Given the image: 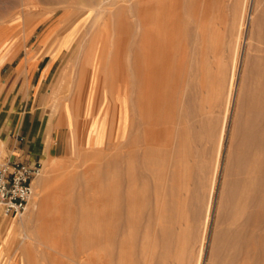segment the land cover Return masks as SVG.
<instances>
[{"label":"rangeland","instance_id":"374dc122","mask_svg":"<svg viewBox=\"0 0 264 264\" xmlns=\"http://www.w3.org/2000/svg\"><path fill=\"white\" fill-rule=\"evenodd\" d=\"M167 1L165 2L168 4L160 3L159 0H68L67 2L47 0L46 4L40 3L41 7L28 6L29 11L25 12L24 0H0V26L11 24L12 27L7 40L0 45V51L4 48L16 51L15 62L12 65L18 66L27 60L42 58L46 53L51 54L48 57L50 60L53 57L52 50L56 49L60 52L54 57V72L63 70V74L56 84V89H52L55 77L53 80L51 78L49 82L51 87L45 92L49 96L45 97V109L55 115L64 108L66 114L70 116L68 103L79 102L74 97L75 92H78L76 97H81L83 94L86 98L90 90L89 87L79 88V86H88L98 81L104 96L107 97L109 93L113 98L114 117L117 118L115 115L118 112V129L122 132V136L111 137L106 142L105 122L100 120L88 137L76 138L74 135V143H72L67 134L59 140L62 151L44 157L42 161L45 169L42 170V176L46 179L40 176L42 179L36 180L35 195L28 211H33L35 198L41 197L47 198L44 202L45 211L32 227L25 228L21 233V239L27 252L32 256L33 264H264V224L259 227L253 226L243 232L250 240L249 246L254 252L252 254L256 256L255 259L253 256L244 258L242 254L234 255L239 241L233 236L234 228L237 227L232 224L228 212L230 207L228 192L231 190L233 177L236 176L234 155L239 142L237 128L239 116L246 115L241 98H244L247 88L254 84V80L249 76L253 60L257 56H264V32L261 35L264 31V0L258 1V8L257 1L251 0ZM170 3L175 6L172 13L164 7L171 5ZM86 4L90 7L86 8ZM256 11L263 17L256 23L259 27L255 25V30H252V24H249L247 19L252 13L259 15ZM89 13V20L85 25L83 21ZM76 21L82 23L79 39L85 36L89 23L93 22L95 25L93 27L95 30L86 37V43L93 38L99 47V50L94 51L92 55L86 56L85 52L75 51L78 47L76 40H73L69 48L66 47L69 34L65 33ZM56 25L59 27L54 29V32L44 35L46 30ZM146 27L152 28L151 32L156 37H173L170 41L171 49L164 48L166 53L171 54L169 58L173 64V81L160 114L156 111L146 114L139 100L140 85L143 83L144 75L142 37ZM201 29H204L205 37L208 38L206 54L214 50L209 43L218 47L223 41V45L226 43L225 46L228 47L223 46L219 54V59L222 60L211 65V72L214 73L209 71L211 83L210 80L206 82L209 87L205 84L204 92H201L202 88L197 82L196 74L191 76L193 67L189 64L190 58H194V49L196 47L198 49L201 45L202 34L199 33ZM57 34L59 37L55 38ZM107 45L110 46L107 48ZM10 65L3 66V75L8 73ZM189 66L192 68L190 69ZM246 69L249 72H246V81L249 82V79L250 84L246 82L248 87L243 88L242 78ZM111 85H115L116 90L112 89ZM205 87L207 89H204ZM206 90L208 93L205 92ZM244 92L245 94L241 96ZM91 95L92 89L88 95L89 100ZM152 113L155 118L161 119L147 121L144 118L153 116ZM147 122L152 128H159L160 135L157 137L153 134L148 135ZM173 132L178 135L181 133L179 135L181 146L178 135H176L178 141L173 145L172 141L175 137ZM128 138L130 141L133 140V144L128 140L132 146L127 144ZM144 139L150 140L149 146L147 145L150 149L145 147L147 141L142 142ZM137 140L141 141L137 142ZM44 143L53 149L57 146V138L46 137ZM135 143L140 145L137 146ZM152 144L156 148H153ZM65 145L66 149H63L61 146ZM134 145L140 146L141 149L138 148L137 151L143 156H146L144 155L146 151H150L151 148L152 150L145 157L149 163L141 157L142 155L141 158L137 156L136 150L134 152L136 159L131 162L132 165L127 161V164L132 166L130 171L139 174V178H143L141 182L144 180L140 183L138 179L140 184L136 182V188H139V192L142 189L147 193L144 192L143 197H140L141 192L138 202L132 201L129 204L124 198V193L127 170L130 167L125 163L124 158L129 156L130 150L134 151ZM174 147H181L179 149L181 151ZM160 149L165 153H163L165 159H161L162 156L156 157ZM153 150H158L153 156L154 159L156 157V161L151 160L152 155L155 154L153 152L151 155ZM143 160L147 165L142 163ZM136 161H139V165L145 166L138 167ZM148 165L150 171L144 173L143 168ZM156 166L162 170L160 173L157 172ZM167 172L174 177H170ZM160 174L161 187L159 183L156 184L157 190L155 183L159 181L154 177ZM144 175L146 177L149 175V178L146 179ZM152 175L155 176L152 178L150 177ZM41 183L44 186H41ZM142 184L144 188L140 186ZM167 184L169 189L164 198L163 194L167 186L165 190L164 187ZM171 187L179 193L173 191ZM114 196L118 199V207L113 215ZM147 196L150 198H147L149 201L145 199ZM141 200L146 202L145 206ZM157 202L158 204L160 202L161 208L156 206ZM164 204L169 207H163ZM170 205L173 208H170ZM246 213L239 221L245 219ZM114 217L117 218V223L116 235L113 238ZM171 222H173V231L176 230L173 232L174 235L176 234V237L173 235L176 241L173 240L171 248L166 249L163 246L161 229L167 228V224ZM145 246H148V253H144ZM166 250H168L167 256H171H168L171 262L164 257L167 260V263H164L163 254ZM234 256L238 262L234 260Z\"/></svg>","mask_w":264,"mask_h":264},{"label":"bare ground","instance_id":"6f19581e","mask_svg":"<svg viewBox=\"0 0 264 264\" xmlns=\"http://www.w3.org/2000/svg\"><path fill=\"white\" fill-rule=\"evenodd\" d=\"M52 1V0H51ZM68 1V0H67ZM67 1H65L64 0V2H67ZM144 1H146V0H144ZM155 1V0H154ZM160 1V3L162 2L163 4H164V2L165 1H167V0H165L164 2L162 1V0H159ZM171 1V0H170ZM251 1H257V3H256V7L258 8V6H259V3H258V1L259 0H251ZM261 1V0H260ZM259 1V2H260ZM43 2H45L44 4H46V2H47V0H24V11L26 12L28 9H29V7H35V6H38L39 5V7H41L40 5V3H43ZM49 2H50V0H49ZM168 2V1H167ZM167 2H165L166 4H168ZM16 3V2H15ZM53 3V2H52ZM51 3V4H52ZM59 3V2H58ZM75 3V2H74ZM217 3V2H216ZM232 3V2H231ZM253 3H255V2H253ZM252 3V4H253ZM44 4H42V5H44ZM73 4V3H72ZM78 4V3H77ZM77 4H74V5H77ZM80 4V3H79ZM171 4V3H170ZM257 4H258V6H257ZM21 5V4H20ZM92 5V4H91ZM254 5V4H253ZM29 6V7H28ZM84 6V5H83ZM164 6V5H163ZM167 6V7H166ZM28 7V8H27ZM39 7H36V8H39ZM44 7V6H43ZM46 7H48V6H46ZM79 7H81V6H79ZM89 8L90 7V5H88V4H86V8ZM165 8H167V9H169L168 11L170 12V13H172L173 12V10H174V5L173 4H171V5H165L164 6ZM221 7V6H220ZM219 7V8H220ZM54 8V7H53ZM77 8V7H76ZM84 8V7H83ZM30 9H32V8H30ZM34 9V8H33ZM79 9H81V8H79ZM230 9H232V8H230ZM254 9V8H253ZM258 10V9H257ZM29 11V10H28ZM36 11H37V9H36ZM70 10H68V12H69ZM253 11V10H252ZM20 12V11H19ZM35 12V11H34ZM38 12H41V11H38ZM74 12V11H73ZM257 12V11H256ZM6 13V12H5ZM22 12H20V14H21ZM30 13H32V10H31V12ZM70 13H71V11H70ZM169 13V14H170ZM233 13V12H232ZM249 13V12H248ZM252 13V12H251ZM257 13H259V12H257ZM23 14V13H22ZM36 14V13H35ZM34 14V15H35ZM24 15V14H23ZM29 15H31V14H29ZM33 15V16H34ZM38 15V14H37ZM71 15H73V13L71 14ZM89 15H90V13L89 14H87V16H85V18H84V21H83V23H85V25L87 24V22H88V20H89ZM225 15V14H224ZM262 14H260L259 13V15H253V13L252 14H250V16H249V18L247 19V20H249V24H252L251 26L253 27L252 28V30H255L254 28H255V25L257 26V27H259L256 23H258V22H260L259 21V18H261L262 19V17H263V15L261 16ZM95 16V15H94ZM234 16V15H233ZM261 16V17H260ZM25 17V16H24ZM14 18V17H13ZM10 19V18H9ZM9 19H7V20H9ZM260 19V20H261ZM225 21V20H224ZM223 21V22H224ZM222 22V23H223ZM245 23V22H244ZM247 23V24H248ZM82 23L80 22V21H76L74 24H72L71 26H70V28L68 29V31L65 33V34H69L68 36H67V38H68V42L66 43V47L67 48H69V46H71L72 45V43H73V40H76V42H77V45H78V47L77 48H75L76 50L75 51H78V52H85V55L86 56H89L90 54L92 55L93 54V52L94 51H97V50H99V47H98V45H97V43H95V40L92 38V40L89 42V40H88V42L89 43H86L87 42V36L89 35V34H91L92 33V31H94L95 29H93V27H95V25L93 24V22L92 23H89L88 24V26H87V28H86V34H85V36H83L81 39H79V30H80V25H81ZM224 24V23H223ZM223 24L221 25V26H223ZM226 24V23H225ZM3 26V28H0V45H2L3 44V39L4 38H8V36H9V33H10V30H11V24H4V25H2ZM2 26H0V27H2ZM24 26V25H23ZM225 26V25H224ZM57 27H59V25H56L55 27H52L51 29H49V30H46L45 32H44V35H46L47 33H49V32H54V29H57ZM247 27V26H246ZM222 28V27H221ZM250 29V28H249ZM260 29V28H259ZM258 29V30H259ZM204 30V29H203ZM202 29L200 30V32L199 33H201L202 34V36H201V39H202V41H201V45L199 46V48L197 49V47L194 49V58H190L191 60H190V63L189 64H191L192 65V67H193V69H192V72H193V74L190 72V74H191V76L192 75H194L195 76V74H196V76L198 77V81L197 82H199L200 83V85L199 86H201L200 88H202L201 89V92L203 91V87H204V85L206 84V82L208 81V80H210V78H209V73L211 72V65L213 64V63H216V62H218V60H222V59H219V54H221V51L223 50V46H225L226 45V43H224V45H223V41H222V43H220V45L218 46V47H215L213 44H210L209 43V45H212V48H214V50L212 51L211 50V53H208V54H206V47H207V43H208V38H206L205 37V31H203ZM233 30V29H232ZM152 28H150V27H146L145 28V33H144V36L142 37V48H143V66H144V70H143V73H144V75H143V78H142V81H143V83L140 85V96H139V100H140V103L142 104V110H144L145 112H146V114H148V113H151V112H158L159 114H160V110L163 108V105H164V99H165V97H167L168 96V92L169 91H171V82L173 81V77H172V71H173V69H172V67H173V64H172V60H171V58H169V55L171 56V54H169V53H166L165 52V50H164V48H167V49H171V40H172V38L173 37H168V38H163L162 36H158V37H156V36H154V34H152ZM161 31H165V29H161ZM245 31V30H244ZM29 32V30L27 31V33ZM247 32V31H246ZM263 32L264 31H262V34L261 35H263ZM27 33H26V35H27ZM251 33V32H250ZM65 34L63 35V36H65ZM82 35H83V31H82ZM198 35V34H197ZM255 35H256V33H255ZM62 36V37H63ZM225 36V35H224ZM234 36V35H233ZM246 36V35H245ZM59 37V34H57V35H55V38H58ZM263 37H264V35H263ZM224 38V37H223ZM222 38V40H224ZM91 39V38H90ZM164 40V41H163ZM263 40V39H262ZM112 41H114V40H112ZM162 42V43H161ZM253 42V41H252ZM112 44H114L113 42H111ZM249 43V42H248ZM115 45V44H114ZM227 45H229V44H227ZM108 46H110V45H107V48H108ZM225 47H227V46H225ZM228 48V47H227ZM227 48H225V50L227 49ZM264 48V47H263ZM111 49H113V48H111ZM106 50V49H105ZM229 50V49H228ZM241 50V49H240ZM224 52V51H223ZM226 52H227V50H226ZM225 54V53H224ZM221 57V56H220ZM225 57V56H224ZM223 58V57H222ZM254 60H255V63H254ZM253 60V63H252V65L254 66H252L251 68V70H250V73L247 71V69L246 70H244L245 71V74H243V88L244 87H248V85L246 84V75H247V73L246 72H248L249 73V76H250V79L251 80H254V84L253 85H251V86H249L247 89V92H246V94H245V92L242 94L241 93V96H243L244 94H245V96H244V98H241V99H243V108H244V110H245V112H246V115L245 116H239V125H238V127H237V125H235V127H237L238 128V133H239V142H237V144H238V148L236 149V152H235V155H234V157H235V163H234V165H235V174H236V176H234L233 177V182H232V184L230 185L231 186V190H230V188H229V192H228V194H229V201H230V207H229V210H228V212L230 213L229 214V216L231 217V219H232V224H235L236 225V227L237 228H234L235 230H234V237L236 238V240L237 241H239V245L237 244V246H236V253H234V255L235 254H242L243 256H244V258L246 257V258H250L251 256H255V255H253L252 254V249L250 248V240H249V238H248V236H246V235H244L243 234V232L244 231H246V230H249V229H251L253 226L255 227V226H261L262 224H264V56H257V57H255V59ZM223 62V61H222ZM245 63V62H244ZM240 64H241V62H240ZM224 65H225V63H224ZM190 67V66H189ZM192 67H190V69L192 68ZM215 68V67H214ZM210 69V70H209ZM210 71V72H209ZM240 71V70H239ZM212 74L214 73V71L213 72H211ZM239 74V73H238ZM209 75V76H208ZM196 77V78H197ZM211 77V76H210ZM196 78H193V79H195L196 80ZM207 78H209V79H207ZM248 81L249 82H247L248 84H250V80L248 79ZM196 82V83H197ZM244 82H245V84H244ZM252 82V81H251ZM209 83V82H208ZM210 83H211V80H210ZM209 83V84H210ZM197 85H198V83H197ZM208 84H206V86H207ZM247 85V86H246ZM77 86V85H76ZM237 86V85H236ZM78 87V86H77ZM114 87H116L115 85H111V88L113 89ZM198 87V86H197ZM207 87H209V85L207 86ZM207 87H205L204 89H207ZM238 87V86H237ZM242 87V86H241ZM80 88V87H79ZM199 88V87H198ZM200 88H199V90H200ZM245 88V89H246ZM115 89V88H114ZM116 90V89H115ZM209 90V89H208ZM208 90H206L205 92H207ZM238 90V89H237ZM204 92V91H203ZM208 93V92H207ZM77 94H78V92H75V96L74 97H76L77 96ZM233 94V93H232ZM238 94V93H237ZM201 95H203V93H201ZM69 98V97H68ZM65 99H67V97L65 98ZM64 99V100H65ZM118 99V98H117ZM118 101V100H117ZM231 102V101H230ZM60 105V104H59ZM162 112V111H161ZM152 113V114H153ZM140 114H141V112H140ZM158 114V115H159ZM131 117H133V116H131ZM157 117V116H156ZM134 118V117H133ZM147 121H148V119L150 120V121H152L153 119H155V120H159V119H161L160 117H157V118H155L154 117V114H153V116H145L144 117ZM164 118V117H163ZM237 120H238V118H237ZM157 122H159V121H157ZM238 122V121H237ZM148 123V122H147ZM147 123H145V124H147ZM144 124V125H145ZM149 124V123H148ZM138 125H139V123H138ZM137 125V126H138ZM164 125H166V124H164ZM152 125H148V130L146 131V133L148 134V135H150V134H153L155 137H157L158 135H160V129L159 128H157V127H151ZM139 127V126H138ZM137 127V128H138ZM166 127H167V125H166ZM234 127V128H235ZM145 129H146V127H144ZM143 128V129H144ZM236 128V129H237ZM141 129V128H140ZM130 131H131V129H129ZM129 131V132H130ZM137 131V130H136ZM132 132V131H131ZM133 132H134V130H133ZM180 132V131H179ZM178 132V133H179ZM236 132V131H235ZM135 133V132H134ZM133 133V134H134ZM142 133V132H141ZM174 133V132H173ZM52 134V133H51ZM130 134V133H129ZM132 134V133H131ZM132 134V135H133ZM136 134V133H135ZM167 134V133H166ZM172 134V133H171ZM175 134V133H174ZM181 133H179V135H180ZM236 134V133H235ZM137 135V134H136ZM136 135H134V136H136ZM173 135V134H172ZM176 135H178L177 133L174 135L175 137H176ZM177 136L178 137V139H179V137L180 136ZM49 136V135H48ZM52 136V135H51ZM131 136V135H130ZM133 136V138H135ZM150 136H148V138H149ZM166 137H168V134H167V136ZM174 137V138H175ZM177 137L175 138L176 139V142H175V140H174V138H173V141H172V139L170 138V142L172 141V143H173V145H174V143H177V141H178V139H177ZM151 138V137H150ZM143 139V138H142ZM127 141V144L129 143V138L128 139H126ZM129 140V141H128ZM147 141V143L145 144L146 146L145 147H148L149 145H148V142L150 141H148L147 139H144V141L142 140V142H146ZM151 140H152V138H151ZM47 141V140H46ZM133 140H131L130 142H132ZM135 141V140H134ZM138 141H141V140H137V142ZM153 141V140H152ZM179 144H180V146H181V140L179 139ZM124 142V141H123ZM125 142V143H126ZM124 143V144H125ZM143 143V144H144ZM151 143V142H150ZM156 143V142H155ZM132 144H133V142H132ZM129 146H132L130 143L128 144ZM127 145V146H128ZM135 145H137L136 143H135ZM133 146V147H135V149L133 148V147H130V149L131 148H133L134 149V151L132 152V150H130V154H129V151H128V154H129V156L128 157H125L124 159H126V164H127V161L131 164V162H134V160L136 159V154L134 153L135 152V150H136V153H137V156H141V157H143V158H145V157H147L149 154H150V152H151V150H152V148H151V150L150 151H146L145 152V154L144 155H146V156H143V154H138V148H140V146L139 147H137L138 145H140V144H138L137 146ZM148 145V146H147ZM153 145V144H152ZM177 145V144H176ZM175 145V146H176ZM144 146V145H143ZM161 146V145H160ZM124 147V146H123ZM145 147H143V149L145 148ZM158 147V146H157ZM128 148V147H127ZM126 147H125V149H127ZM137 148V149H136ZM149 149H150V147H148ZM148 148H145V150L147 149L148 150ZM153 148H156V146H154L153 145ZM165 148V147H164ZM163 148V149H164ZM175 149L176 148H178V150L179 149H181V147L179 148V147H174ZM173 148V149H174ZM84 149V148H83ZM129 149V148H128ZM141 149V148H140ZM159 149V148H158ZM85 150V149H84ZM144 150V151H145ZM183 150V149H182ZM155 151H158V150H153L152 151V153H151V155L153 154V152L155 153ZM168 151V150H167ZM179 151H181V150H179ZM159 152L161 153H158V155L156 156L157 158H158V156H162V158L161 159H165L163 156H165L164 154V152H162L161 151V149L159 150ZM172 153H173V151H171ZM139 153H141V150H139ZM147 153V154H146ZM149 153V154H148ZM157 153H155V154H153L152 155V157L153 156H155ZM164 153V154H163ZM170 152L168 151V153L167 154H169ZM175 154H176V152H174ZM167 154H166V156H167ZM178 154V153H177ZM176 154V155H177ZM150 155V156H151ZM125 156V155H124ZM126 156H127V152H126ZM150 156H149V158H150ZM138 157V158H139ZM140 157V158H141ZM156 157H155V159H154V157L151 159V160H155L156 161ZM169 156H167V158H168ZM233 157V158H234ZM148 158V159H149ZM146 159V158H145ZM139 161H141V160H139ZM139 161H136V162H138V167H143V166H145V165H147V164H145V162H144V160L142 161V163H144L145 165H143V164H140L139 165ZM146 161L149 163V161L146 159ZM157 161H159V160H157ZM166 161V160H165ZM141 163V162H140ZM151 163H153V162H151ZM159 163V162H158ZM130 164L128 165L129 167H127V168H129L128 170H127V178H126V192L124 193V198L128 201V203L129 204H131L130 202H134V201H136V202H138V199H140V197H143V193L145 192H143L142 191V189H140V192H139V188H136V186L137 185H135L136 184V182H138V184H140V183H142L141 182V180L143 179H140L139 178V174H135L136 172L135 171H130V169L132 168V166H130ZM156 164H157V162H156ZM46 165H49V164H46ZM45 165V166H46ZM132 165V164H131ZM143 165V166H142ZM151 165H154V164H151ZM133 166H134V164H133ZM47 167V166H46ZM49 167V166H48ZM148 168V170H146L147 168ZM146 167H144V168H146L145 170H144V168H143V171H144V173L146 172V173H148L147 171H150V169H149V165L148 166H146ZM152 168H155L154 166H151ZM151 168V169H152ZM156 168H158V169H156V170H158L157 172L158 173H160L162 170H160L159 169V167H157L156 166ZM162 168V167H161ZM43 169H45L44 168V166H43ZM133 169H134V167H133ZM136 170V169H135ZM153 170V169H152ZM151 170V171H152ZM160 170V171H159ZM165 170V169H164ZM163 170V171H164ZM173 170V169H172ZM234 170V169H233ZM165 171H169V170H165ZM135 172V173H134ZM153 172H155V170H153ZM157 172H155L156 174H158ZM43 173V172H42ZM42 173L39 175V180L40 179H42V177H45V176H42ZM47 173V172H46ZM45 173V175L47 176V174ZM50 173V172H49ZM142 173V172H141ZM154 173V174H155ZM165 173V172H164ZM168 173V172H167ZM166 173V174H167ZM169 173H171V171L169 172ZM168 173V174H169ZM162 174V173H161ZM161 174H160V176H155V175H152V176H150V177H152L153 178V176H155L154 178H156L159 182H157V183H155V187H156V189H157V186H156V184H158L159 183V186H160V184H161V179H162V177H161ZM166 174H164V175H166ZM168 174H167V176H166V178L168 177ZM197 174V173H196ZM200 174V173H199ZM159 175V174H158ZM172 175H173V171H172ZM171 174H169V176L171 177L172 176ZM193 175H195V174H193ZM40 176H42V177H40ZM50 176V175H49ZM145 176V178L147 179V177L149 178V175H147V177H146V175H144ZM190 176V175H189ZM165 177V176H164ZM172 177H174V176H172ZM191 177V176H190ZM38 178L36 179V180H38ZM45 179H46V177H45ZM45 179H43L45 182L47 181V180H45ZM48 179H49V177H48ZM138 179H139V181H140V183H139V181H138ZM160 179V180H159ZM169 179V178H168ZM189 180H190V178H189ZM156 181V180H155ZM165 180L163 179V182H164ZM232 181V180H231ZM36 182V181H35ZM201 182V181H200ZM40 183V182H39ZM39 183H38V185H39ZM165 183V182H164ZM144 184V183H143ZM143 184L142 185H140V186H142L143 187ZM188 184V183H187ZM185 185V184H184ZM189 185V184H188ZM187 185V186H188ZM190 185H191V183H190ZM40 186V185H39ZM41 186H44V185H42V183H41ZM145 186V185H144ZM166 186H167V189H166ZM193 186V185H192ZM197 186V185H196ZM200 186V185H199ZM147 187V186H146ZM146 187H145V189H146ZM161 187V186H160ZM159 187V188H160ZM180 187V186H179ZM144 188V187H143ZM148 188V187H147ZM172 188V187H171ZM166 189V192H165V194H163V197L167 194V191H168V189H169V186H168V184L167 185H165V187H164V190ZM173 189V188H172ZM183 189V188H182ZM185 189V188H184ZM158 190V189H157ZM156 190V191H157ZM160 190V189H159ZM176 189L174 188L173 189V191H175ZM186 190V189H185ZM41 191V190H40ZM172 191V190H171ZM188 191V190H187ZM186 191V192H187ZM190 191V190H189ZM228 191V190H227ZM142 192V194H140ZM176 193H179V192H177V191H175ZM198 192V191H197ZM38 193V192H37ZM42 193H43V190H42ZM42 193H41V195H42ZM146 193V192H145ZM158 193V192H157ZM157 193H155V194H157ZM162 193H164V192H162ZM44 194H45V192H44ZM139 194H140V197H139ZM147 194V193H146ZM173 194V193H172ZM36 195H39V194H36ZM46 195V194H45ZM142 195V196H141ZM174 195H176L175 193H174ZM190 195H191V193H190ZM155 196V195H154ZM158 195H156V197H157ZM160 196L162 197V195L160 194ZM167 196V195H166ZM173 196V195H172ZM176 196H179V195H176ZM194 196V195H193ZM149 196H147L145 199H147ZM173 197H175V196H173ZM164 198H166V197H164ZM36 199V201H34V206L35 207H37L38 205H37V203H38V200L40 199V198H35ZM44 199V198H43ZM145 199H143V200H145ZM148 199H150V198H148ZM147 199V200H148ZM156 199V198H155ZM44 200H46V199H44ZM117 197L116 196H114V203H113V206H112V210H113V215L116 213V210H117ZM168 200V199H167ZM181 200H182V198H181ZM41 201H42V199H41ZM149 201V200H148ZM156 201H158V200H156ZM171 202H172V200H170ZM44 202V201H43ZM144 202V206L146 205L145 203V201H142L141 200V203H143ZM151 202V201H150ZM162 202V201H161ZM167 202V201H166ZM168 202H169V200H168ZM186 202V201H185ZM163 203H165V201L163 202ZM182 204H183V202H181ZM39 204L40 205H43L42 203H40L39 202ZM159 204H160V202H159ZM158 204V202L156 203V206L158 205V206H160ZM167 204V203H166ZM182 204H180V205H182ZM45 205V204H44ZM167 205H169V203L167 204ZM167 205H163V207L164 206H166V207H169V206H167ZM172 205V204H171ZM171 205H170V208H173V207H171ZM173 205H175V203H173ZM179 205V204H178ZM184 205V204H183ZM162 206V205H161ZM161 206H160V208H161ZM34 207V209L36 210V208ZM38 207H40V206H38ZM42 207V206H41ZM175 207H176V205H175ZM178 207V206H177ZM158 208V207H157ZM179 208V207H178ZM38 209V208H37ZM177 210H179V209H177ZM246 210H248V213H246ZM39 211V210H38ZM40 211H41V208H40ZM170 211L172 212V210L170 209ZM36 212V214H37V210L35 211ZM31 213V212H30ZM40 212H38V214H39ZM246 213V215H245V219L244 220H242V221H239L240 220V218L241 217H243L244 216V214ZM35 214V215H36ZM32 215V214H31ZM176 217V216H175ZM169 218V217H168ZM168 218L166 219V220H168ZM30 219H31V217H30ZM170 219V218H169ZM174 219V218H173ZM25 220V219H24ZM165 220V221H166ZM180 220V219H179ZM117 221V218H113V229H112V232H113V238L115 237V235H116V222ZM177 221V220H176ZM184 222V221H183ZM172 223L173 222H171V224L169 225V224H167V228H164L163 227V229H161L162 231V238H163V246H165V248L166 249H170L171 248V244H173L174 243V241L173 240H175L174 238L176 237V234L174 235V233L173 232H175V231H173V226H172ZM166 225V224H165ZM238 227H239V229H238ZM228 231H231V230H228ZM232 234V233H231ZM175 237H174V236ZM176 241V240H175ZM173 242V243H172ZM175 245V244H174ZM148 247V246H147ZM146 246L144 247V253H148V248H147ZM173 248V247H172ZM168 250H166L165 251V254H163V260H165V258L167 259H169V257L168 256H170V255H168L167 256V252ZM254 253V252H253ZM167 256V257H166ZM240 256V255H239ZM238 256V257H239ZM165 257V258H164ZM171 257V256H170ZM256 257V256H255ZM255 257L253 258V259H255ZM243 258V257H242ZM160 259V258H159ZM158 259V260H159ZM252 259V260H253ZM163 260H161V261H163ZM170 260V259H169ZM168 260V261H169ZM234 260L236 261L237 259L235 258V256H234ZM241 260V259H240ZM244 260V259H243ZM251 260V261H252ZM146 261L148 262V260H147V258H146ZM167 260H165V261H163L164 263L166 262ZM160 262V261H159ZM158 262V263H159ZM170 262H171V260H170ZM237 262H238V260H237ZM248 262V261H247ZM167 263V262H166ZM240 264V263H239ZM246 264V263H245ZM248 264V263H247Z\"/></svg>","mask_w":264,"mask_h":264},{"label":"crops","instance_id":"0c3cea01","mask_svg":"<svg viewBox=\"0 0 264 264\" xmlns=\"http://www.w3.org/2000/svg\"><path fill=\"white\" fill-rule=\"evenodd\" d=\"M6 40L7 38H4L3 43ZM51 53L53 57L50 60L48 57L51 54L46 53L42 58L27 60L14 66L12 64L15 62L16 51L7 48L0 51V146L23 158L43 160L49 154L62 151L59 140L67 134L72 143L74 135L76 138H86L100 120L105 122L106 142L111 137L122 136L121 129H118L119 113L117 112L115 119L112 109L113 98L109 93L107 97L104 96L98 81L94 84L90 82L88 86H79L92 89V95L89 100V90L86 98L83 94L81 97H75L79 101L78 104L68 103L70 116L64 108L55 115L45 109V97H49L45 92L51 87V78L53 80L55 77L52 89H56V84L63 74V70L54 72V57L60 52L54 49ZM7 65H10L9 71L3 75L2 68ZM48 135L57 138V146L53 149L44 143V138L49 137ZM61 147L66 149V145ZM43 198L47 200L45 197L38 200L43 205L38 202L40 207H35L37 214L33 209L31 213L27 211L22 216H11L5 215L0 208V264H33L32 256L21 239V233L43 216L46 201Z\"/></svg>","mask_w":264,"mask_h":264},{"label":"built area","instance_id":"2783aa9c","mask_svg":"<svg viewBox=\"0 0 264 264\" xmlns=\"http://www.w3.org/2000/svg\"><path fill=\"white\" fill-rule=\"evenodd\" d=\"M42 170L41 158L30 160L0 147V208L5 215L22 216L28 211Z\"/></svg>","mask_w":264,"mask_h":264}]
</instances>
